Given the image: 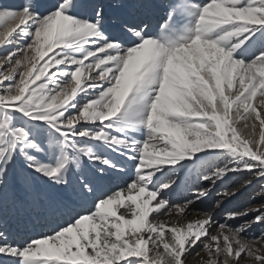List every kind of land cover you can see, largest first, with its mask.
Returning <instances> with one entry per match:
<instances>
[{
    "label": "snow or ice",
    "instance_id": "snow-or-ice-1",
    "mask_svg": "<svg viewBox=\"0 0 264 264\" xmlns=\"http://www.w3.org/2000/svg\"><path fill=\"white\" fill-rule=\"evenodd\" d=\"M108 7L0 4V46L16 45L0 57V264H187L201 247L208 264H264L248 242L264 237L244 236L264 224V205L229 212L224 223L159 219L195 203L168 195L180 170L213 187L237 173L264 180V0ZM113 156L131 164L123 184L113 183L112 171L127 172ZM210 156L220 162L209 167ZM15 185L26 199L13 193V207L62 223L12 238ZM208 194L197 189L196 200Z\"/></svg>",
    "mask_w": 264,
    "mask_h": 264
},
{
    "label": "rangeland",
    "instance_id": "rangeland-1",
    "mask_svg": "<svg viewBox=\"0 0 264 264\" xmlns=\"http://www.w3.org/2000/svg\"><path fill=\"white\" fill-rule=\"evenodd\" d=\"M52 2H54V0H42V3L44 4H49ZM117 2H119V0H105L106 5L109 6L108 8H106V10L111 12H119L120 9L111 7V5H114ZM123 2L131 4L134 2V0H123ZM19 3H21V0H0V4L4 5H18ZM15 47V44L10 45L9 47L0 46V57L4 56L10 49H15ZM113 159H116L127 169L126 173H118L115 171L111 172L113 183L123 184L132 175L131 164L130 162L124 161L123 158L120 157L113 156ZM218 162H220V160L217 157L210 156L207 158L206 164L210 167L211 165ZM99 166L100 165H96V167ZM244 174V177H240V173L233 174L230 179L224 180L222 183L218 181L216 186L213 187L207 182H198L195 173L190 172L189 170L178 171L177 177H174L178 180V183L174 186L173 190L168 193L173 201L183 203V201H185L186 199L194 200L196 199L197 189L203 188H207L209 190L210 198L212 199V197H215V199L211 203V205L205 209L199 208L195 204H193L187 211V215L183 217L181 216V214L173 212L168 215L162 216L159 219L169 222L170 224H175L178 222L187 224L189 221L204 219L206 218V216L211 215L215 218L216 221L224 223L229 212L238 211L248 207L255 208L257 206L264 205V200H262L260 196L262 191H264L262 189L264 180L252 177L248 173ZM244 179H251L252 183L246 188H241L240 192L235 197L228 198L223 195L225 191H232L233 187H239ZM13 193H15V195L17 196V198L19 197V199H26L25 194L19 185H15L8 189V207L6 216L10 215L11 217H15L12 218L11 222L7 220L9 230H11V227H14V229H18L21 226V224H19V221L21 219L23 225L25 224L24 226H31V229H29L30 234H33L32 236H36L42 232H50L53 228L62 223L61 217L55 213L44 212L41 209H33L31 207H27L25 209L13 207ZM4 197L5 192L3 190H0V201H2ZM40 219L43 220V226L37 225V221ZM229 222L235 224L236 226L244 223L243 220ZM216 231H219V229H217ZM21 232L28 233L25 230H22ZM213 234H215V232ZM244 236L257 238L264 237V224L262 226L260 224H252L250 229L244 233ZM24 237L26 236L19 234L17 236V239H19V242H23L26 239ZM248 242L251 243L253 247L260 248L262 251H264V241L257 239L249 240ZM197 252L198 255L196 254ZM187 264H208V256L206 251L202 250V247L197 249L196 252H194L187 258ZM240 264H254V260L251 257H245L241 260Z\"/></svg>",
    "mask_w": 264,
    "mask_h": 264
},
{
    "label": "bare ground",
    "instance_id": "bare-ground-1",
    "mask_svg": "<svg viewBox=\"0 0 264 264\" xmlns=\"http://www.w3.org/2000/svg\"><path fill=\"white\" fill-rule=\"evenodd\" d=\"M244 173L243 174H240V177H244ZM233 176V174H231L230 176H229V178L228 179H230V177H232ZM209 184V183H208ZM264 186V185H263ZM211 188H212V186H211ZM211 188H210V190H211ZM263 190H264V188H262ZM261 196V195H260ZM19 198V197H18ZM214 199H215V197H212V199L210 198V195L208 194L206 197H203V198H201V199H199V200H196V199H194V201H195V205L197 206V207H199V208H203V209H205V208H207V207H209L210 205H211V203L214 201ZM190 209V208H189ZM188 209V210H189ZM187 210V211H188ZM12 214V213H11ZM15 214V213H14ZM7 217V220L9 221V222H11L12 221V218H15V217H11L10 215H8V216H6ZM22 217V216H21ZM34 217V216H33ZM226 217V216H225ZM27 221V220H26ZM38 222V224L37 225H42L43 226V220H38L37 221ZM19 224H21V226L18 228V229H14V227H11V233H12V238H14L15 240H17V241H19V239H17V236L20 234H22V235H24V236H26V237H24V238H29V237H31L32 235L30 234V231H29V229H31L30 227L31 226H24L23 225V222L21 221V219H20V221H19ZM13 225V224H12ZM11 225V226H12ZM261 226L263 225V224H260ZM22 230H25V231H27L28 233H26V232H24V233H22L21 231ZM30 234V235H29ZM36 235V234H35ZM23 239V238H22Z\"/></svg>",
    "mask_w": 264,
    "mask_h": 264
}]
</instances>
